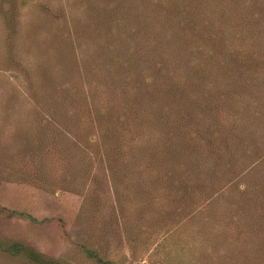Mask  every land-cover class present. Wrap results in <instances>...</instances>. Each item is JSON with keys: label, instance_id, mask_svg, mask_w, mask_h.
<instances>
[{"label": "trees", "instance_id": "16d2710c", "mask_svg": "<svg viewBox=\"0 0 264 264\" xmlns=\"http://www.w3.org/2000/svg\"><path fill=\"white\" fill-rule=\"evenodd\" d=\"M30 1H0L8 41ZM104 2L96 65H72L80 82L67 76L62 100L34 101L21 151L40 161L62 144V193L108 198L101 210L125 228L123 209L166 202L177 224L214 230L224 215L249 255L230 245L223 264H264V0Z\"/></svg>", "mask_w": 264, "mask_h": 264}, {"label": "rangeland", "instance_id": "374dc122", "mask_svg": "<svg viewBox=\"0 0 264 264\" xmlns=\"http://www.w3.org/2000/svg\"><path fill=\"white\" fill-rule=\"evenodd\" d=\"M104 1L31 0L17 5L18 33L12 41L0 13V264H223L230 245L248 256L245 242H234L227 234L224 215L214 230L207 224H177L166 202L141 216L135 209H123L129 218L125 228L120 217L101 210L108 207V198L90 206L82 204L86 199L80 193H62V144L44 148L41 162L30 150L21 151L34 101L45 102L44 96L62 100V81L73 74V81L80 82L72 65H96L97 45L104 39L95 13ZM2 8L9 7L0 4V12ZM45 85L57 91L44 93ZM124 230L132 235L129 241ZM15 244L22 251L12 254ZM88 252H97L98 258Z\"/></svg>", "mask_w": 264, "mask_h": 264}]
</instances>
